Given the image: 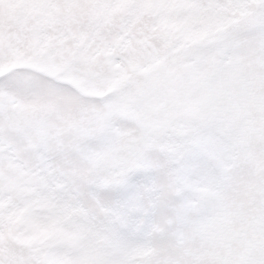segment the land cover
Masks as SVG:
<instances>
[{"label":"snow or ice","instance_id":"obj_1","mask_svg":"<svg viewBox=\"0 0 264 264\" xmlns=\"http://www.w3.org/2000/svg\"><path fill=\"white\" fill-rule=\"evenodd\" d=\"M27 6L0 16V264H264V0Z\"/></svg>","mask_w":264,"mask_h":264},{"label":"rangeland","instance_id":"obj_2","mask_svg":"<svg viewBox=\"0 0 264 264\" xmlns=\"http://www.w3.org/2000/svg\"><path fill=\"white\" fill-rule=\"evenodd\" d=\"M32 0H0V16L5 21L11 20L13 23L19 22L27 28H31L37 22L36 18L42 15L39 11L28 7ZM96 4L109 3V7L79 8L71 13L76 18L77 26L80 21L88 19H103L106 23L115 26L124 11V5L129 0H92ZM22 17V18H21Z\"/></svg>","mask_w":264,"mask_h":264}]
</instances>
